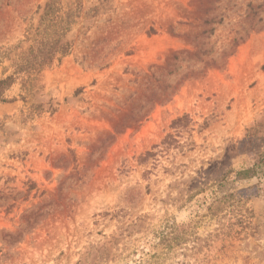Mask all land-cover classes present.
Wrapping results in <instances>:
<instances>
[{"label":"rangeland","instance_id":"374dc122","mask_svg":"<svg viewBox=\"0 0 264 264\" xmlns=\"http://www.w3.org/2000/svg\"><path fill=\"white\" fill-rule=\"evenodd\" d=\"M47 1L0 0V79ZM56 1L70 53L0 103V264H264V0Z\"/></svg>","mask_w":264,"mask_h":264},{"label":"trees","instance_id":"16d2710c","mask_svg":"<svg viewBox=\"0 0 264 264\" xmlns=\"http://www.w3.org/2000/svg\"><path fill=\"white\" fill-rule=\"evenodd\" d=\"M73 13L74 10L70 9L66 13L67 17L59 15L56 0H49L39 6L38 24L30 27L26 35L29 47L14 61V72L0 79V103L7 101L4 92L16 76L23 74L22 80H25L24 85L27 87L34 73L41 72L56 59L70 53L72 43L65 37L73 22Z\"/></svg>","mask_w":264,"mask_h":264}]
</instances>
